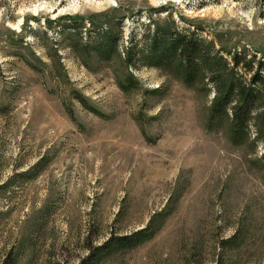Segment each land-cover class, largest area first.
<instances>
[{
  "label": "rangeland",
  "instance_id": "rangeland-1",
  "mask_svg": "<svg viewBox=\"0 0 264 264\" xmlns=\"http://www.w3.org/2000/svg\"><path fill=\"white\" fill-rule=\"evenodd\" d=\"M169 15L264 60V0H0V264H79L136 232L94 264H264V144L210 122L212 92L124 63ZM88 21L120 23L110 56L83 48Z\"/></svg>",
  "mask_w": 264,
  "mask_h": 264
},
{
  "label": "trees",
  "instance_id": "trees-1",
  "mask_svg": "<svg viewBox=\"0 0 264 264\" xmlns=\"http://www.w3.org/2000/svg\"><path fill=\"white\" fill-rule=\"evenodd\" d=\"M55 20L59 35L68 41L69 48H77L75 41L82 40L83 25L78 27ZM91 28L85 29L83 48L96 51L98 55L115 50L120 36V23L109 22L99 27L88 21ZM51 27V21H46ZM117 31V32H116ZM201 27H195L192 21L175 22L171 15L162 19H149L138 41L131 38L124 50L123 60L130 66L144 64L149 67L169 68L182 82L195 85L203 92H212L209 104V121L224 123L228 127L232 143L242 144L249 138L252 128L254 143L264 144V60L249 54L245 47L234 48L225 43L224 36L210 33L212 38L202 33ZM116 32V33H114ZM74 38H73V37ZM81 38V39H80ZM57 47L53 48L55 52ZM264 158V156H263ZM141 230L138 235L144 234ZM105 240L98 247L97 254L89 248L87 256L79 264H94L103 254L107 255L117 247H131L136 234ZM238 239V235L229 238L228 243ZM227 242H221L223 248ZM101 255H99V253ZM215 264H228L221 256Z\"/></svg>",
  "mask_w": 264,
  "mask_h": 264
}]
</instances>
